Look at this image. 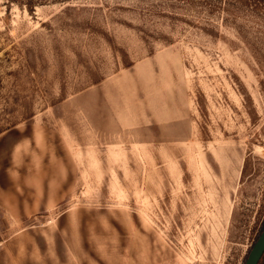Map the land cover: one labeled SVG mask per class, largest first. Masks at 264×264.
<instances>
[{
  "label": "rangeland",
  "instance_id": "rangeland-1",
  "mask_svg": "<svg viewBox=\"0 0 264 264\" xmlns=\"http://www.w3.org/2000/svg\"><path fill=\"white\" fill-rule=\"evenodd\" d=\"M263 228L264 0H0V264H245Z\"/></svg>",
  "mask_w": 264,
  "mask_h": 264
},
{
  "label": "water",
  "instance_id": "water-1",
  "mask_svg": "<svg viewBox=\"0 0 264 264\" xmlns=\"http://www.w3.org/2000/svg\"><path fill=\"white\" fill-rule=\"evenodd\" d=\"M264 255V228L251 248L245 264H258Z\"/></svg>",
  "mask_w": 264,
  "mask_h": 264
},
{
  "label": "trees",
  "instance_id": "trees-1",
  "mask_svg": "<svg viewBox=\"0 0 264 264\" xmlns=\"http://www.w3.org/2000/svg\"><path fill=\"white\" fill-rule=\"evenodd\" d=\"M8 3H18V4H22L23 3V6L26 8V10L29 12V13H32L34 11V7L36 4H38V0H7ZM264 258V255L262 256L260 262H262ZM260 262L258 264H260Z\"/></svg>",
  "mask_w": 264,
  "mask_h": 264
}]
</instances>
